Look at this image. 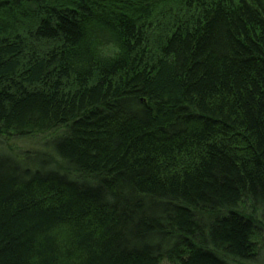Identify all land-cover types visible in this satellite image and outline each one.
<instances>
[{
	"label": "trees",
	"instance_id": "1",
	"mask_svg": "<svg viewBox=\"0 0 264 264\" xmlns=\"http://www.w3.org/2000/svg\"><path fill=\"white\" fill-rule=\"evenodd\" d=\"M1 151L0 264L258 263L264 0H0Z\"/></svg>",
	"mask_w": 264,
	"mask_h": 264
},
{
	"label": "rangeland",
	"instance_id": "2",
	"mask_svg": "<svg viewBox=\"0 0 264 264\" xmlns=\"http://www.w3.org/2000/svg\"><path fill=\"white\" fill-rule=\"evenodd\" d=\"M34 141H36V140H31V141L30 140H25L24 142L14 141L13 140V144H12L13 148H10L11 153L12 154H14V153H24L26 151H30L31 149H34V147L36 145V143ZM36 142H38V140ZM0 154L1 155H5L6 152L5 151H1ZM263 256L260 257V260H258V263H256V264H264V257ZM253 264H255V263H253Z\"/></svg>",
	"mask_w": 264,
	"mask_h": 264
}]
</instances>
